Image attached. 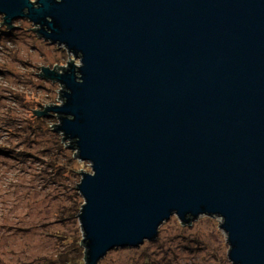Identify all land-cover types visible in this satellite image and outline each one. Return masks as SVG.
Here are the masks:
<instances>
[{"label":"water","instance_id":"water-1","mask_svg":"<svg viewBox=\"0 0 264 264\" xmlns=\"http://www.w3.org/2000/svg\"><path fill=\"white\" fill-rule=\"evenodd\" d=\"M0 14L75 57L41 66L62 104L37 113L91 165L88 264L173 215L221 217L233 264H264V0H0Z\"/></svg>","mask_w":264,"mask_h":264},{"label":"rangeland","instance_id":"rangeland-1","mask_svg":"<svg viewBox=\"0 0 264 264\" xmlns=\"http://www.w3.org/2000/svg\"><path fill=\"white\" fill-rule=\"evenodd\" d=\"M1 22H4V17L0 14V151L5 153L0 154V216L5 212L6 204L7 207L14 202L21 204L20 207L24 208L16 213H21L22 217L13 220L12 226L22 241L24 234L29 235L24 229L34 225L41 232L53 234L61 228L65 231L71 228L72 233L69 234L75 235L77 242L83 239L79 218L75 224L71 220L66 226L64 223L54 224L53 208L56 205L68 207L79 195L81 205L84 199L73 184L71 169L79 173L75 176V183H79L83 176L80 172H92L91 165L76 158L77 152L67 146L68 142H63V133L52 129L54 126L51 124L60 122L56 114H51L47 120L34 115V110L62 104V98H59L62 97V85L38 74L42 71L41 66L52 69L55 65L67 66L68 61L75 57L65 47L53 44L43 39L35 29H29L36 26L28 19L14 21L16 26L10 30ZM75 61L79 62L78 59ZM61 147L68 149L63 152L67 156L56 157L55 152ZM29 151L33 154H27ZM74 154L75 162L72 163L70 157L74 159ZM55 159L64 163L67 171L70 169L66 174L70 178L54 174L46 166L48 161ZM31 186V192L37 188L39 196L27 195L29 191L26 188ZM32 203L33 213L25 223V212L28 211L25 207ZM221 222L219 216L202 215L187 225L173 215L160 226L156 239L138 247L113 249L99 264H233ZM3 224L7 222L0 219V225ZM57 239H49L48 235L30 238L26 242L37 244L36 248L26 252L25 257L21 254L12 257L13 254L5 252L6 239L0 231V256L8 264H61L59 258H55L56 250L50 251L51 244L59 241ZM23 243L18 242L14 247L21 245V249H26ZM34 252L48 256L36 259Z\"/></svg>","mask_w":264,"mask_h":264},{"label":"trees","instance_id":"trees-1","mask_svg":"<svg viewBox=\"0 0 264 264\" xmlns=\"http://www.w3.org/2000/svg\"><path fill=\"white\" fill-rule=\"evenodd\" d=\"M4 26L7 27V25L4 23ZM11 28H9L10 30ZM37 31V29H36ZM63 66L62 67H54V69H57L59 71L63 70ZM49 106H47L46 108H48ZM40 110H35L34 111V115H37L38 117L40 116L41 118L43 117V119L50 118L51 114L48 115H39L37 112ZM39 117V118H40ZM10 118V117H9ZM57 118H59L57 116ZM12 119V118H10ZM57 127V124L55 125V129ZM63 142H68L67 146L69 145L70 148V141H65V139H63ZM71 149V148H70ZM68 149H66V147H61V149L57 152H55L56 157H64L67 156L66 154L63 155L65 151H67ZM73 150V149H72ZM3 151H0V154L3 155L5 153H2ZM32 151H29L27 154L32 155L33 153H31ZM10 157V156H9ZM14 156H11V158H13ZM76 158H78L77 154H76ZM8 162V161H7ZM64 162V161H63ZM70 162H75V154H74V159H72L70 157ZM65 164L60 162L58 159H55L54 161H48L46 163V166L49 168H51V172H54V174H61L64 178H70L69 175H66L68 172H70V169L67 171V166H64ZM71 173L73 175V184L76 186H78L79 183H75V176H79V173L77 171H75V169H71ZM44 188V187H43ZM48 188V187H46ZM73 189V188H71ZM77 189V188H76ZM27 191V195H33L34 196H39L40 192L37 190V188H34L33 192L32 191V186L26 188ZM25 198H27V196H24ZM30 198V197H29ZM80 198V195L78 197H74L72 200V203L70 206L65 207V205H56V207L53 208V214L52 216H54V218L56 217V219L53 221L54 224L56 223H64L65 226L68 224V221L71 220L73 221V223L75 222V220H77L79 218V214L81 212L83 202L80 205V201H78V199ZM32 199V198H31ZM21 205V204H20ZM20 205H18L17 203H12L11 207H6L3 208L5 212H2V215L0 216V219H3V221L7 222V224H3L0 225V231L1 234L3 236L5 240V252H8L12 255V257H15L14 255L16 254H21L22 257H25L26 252L32 250L33 248H36L37 244H29V242H26L27 240H29L30 238H37V236L42 235L44 237H46L47 235L49 236V239L52 238H58L57 239V243L55 244H51V249L52 250H56V256L55 258H59L61 264H88L87 263V256H86V248L83 244V239H80L79 241L75 242V235L69 234L72 233L71 228H66V231L63 230L62 228L60 230H58L55 234H53V232H41L39 231V228H35L34 225L30 226V227H26L24 230L26 231L25 233H29L28 236H26V234H24V241H22L20 238L21 236H18L19 232L16 231V229L13 228L12 224H13V220L15 219H19L22 217L21 213H16V211L18 210H22L24 208V206L20 207ZM63 207V208H62ZM26 209L28 208V211L25 212V223L27 222L26 219L28 216H30L31 213H33V203L26 206ZM20 215V217H19ZM60 219V220H59ZM75 224V223H74ZM185 224V223H184ZM192 224V223H191ZM191 224H187V225H191ZM2 226V227H1ZM6 226V228H5ZM21 230V229H20ZM34 240V239H32ZM31 240V241H32ZM18 242H24L23 246L26 247L21 249V245L19 247H14L16 243ZM43 243L41 242V245ZM44 245V244H43ZM55 247H57L58 249H56ZM54 250V251H55ZM4 252V251H3ZM14 252V253H13ZM34 256L36 257V259H46L48 255H42L39 256L38 253L34 252ZM25 259V258H24ZM0 264H8L6 262V260H4V258L2 256H0Z\"/></svg>","mask_w":264,"mask_h":264},{"label":"bare ground","instance_id":"bare-ground-1","mask_svg":"<svg viewBox=\"0 0 264 264\" xmlns=\"http://www.w3.org/2000/svg\"><path fill=\"white\" fill-rule=\"evenodd\" d=\"M8 131L10 132L11 130H10V129H8Z\"/></svg>","mask_w":264,"mask_h":264}]
</instances>
